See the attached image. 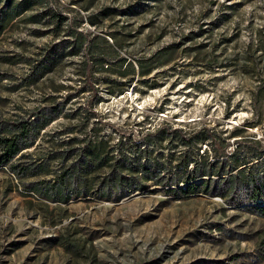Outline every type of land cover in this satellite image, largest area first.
Listing matches in <instances>:
<instances>
[{
	"label": "rangeland",
	"instance_id": "1",
	"mask_svg": "<svg viewBox=\"0 0 264 264\" xmlns=\"http://www.w3.org/2000/svg\"><path fill=\"white\" fill-rule=\"evenodd\" d=\"M46 1L2 21L0 0V126L58 115L12 168L0 167V264H264V185L254 188L264 182L263 155L254 149L255 141L264 148V86L256 89L264 80V0ZM45 8L65 16L57 31L50 12L29 19ZM76 20L89 44L110 52L106 64L116 56L134 63L157 50L169 57L139 81L91 67L86 83L96 82L97 98L79 87L81 54L30 83L45 50ZM163 122L205 126L221 137L249 123L237 147L226 139L231 155L217 158V172L196 180L215 181L223 196L174 195L166 180L142 176L128 183L122 156L163 178L184 155L216 160L174 134L141 146L140 133ZM69 168L81 175L72 184ZM58 190L69 193L66 201Z\"/></svg>",
	"mask_w": 264,
	"mask_h": 264
},
{
	"label": "trees",
	"instance_id": "2",
	"mask_svg": "<svg viewBox=\"0 0 264 264\" xmlns=\"http://www.w3.org/2000/svg\"><path fill=\"white\" fill-rule=\"evenodd\" d=\"M54 2V4L58 5L57 0H50ZM46 0H17L12 3V0H5L4 8L2 11L1 20H8L12 17H15L21 14L26 9L32 7L34 4H45ZM46 12H50V16L53 23V28L57 31L60 25L65 21V16L57 10L54 9H44L43 12L35 13L29 16V19L33 21H40L39 16L43 15ZM79 21L76 20L74 23H69L65 26L66 35L63 38L56 39L55 42L51 44V46L45 50V53L42 56L43 61H39L40 64L32 71L31 77L29 79L30 83H35L42 75L53 70L56 67L57 63L66 57H72L81 54L80 67L83 71L82 75V85L79 86L81 89L87 87L90 90L92 96L97 98V86L96 82L89 83L86 81L89 80L90 68H94L95 72H113L118 77H124L129 75L127 80L128 82L133 79L135 76L136 81L142 79V77L148 75L152 69L163 64L165 60L168 59L169 53L165 50H157L152 53L148 57H138L134 63L129 62L124 57L116 56L115 64H106L109 61L110 52L104 51L100 46H95L94 44H89L90 40L86 35V32H83L79 28ZM86 21L90 25H94V20H92L89 16H87ZM4 22L0 21V29L2 28ZM58 35V32L55 33ZM102 41L105 42L103 38ZM163 51L165 53L163 54ZM112 62V63H114ZM264 86V80L259 81V87ZM57 90V89H56ZM83 91V90H81ZM252 111L255 113V100L254 96H252ZM58 117L56 112L48 111L43 116H41L40 120L36 122H19L18 124L11 123L10 125H1L0 126V167L5 165H10L12 168V161L18 159L19 157L24 155V150L31 147L34 144V140L36 138L37 133L40 129L45 127L50 122L54 121ZM243 127H249L248 122H244ZM243 127H233L228 133L221 137L217 132L206 128L205 126H199L195 128H187L182 129L181 127L173 128L168 125L166 122L161 123L156 128L152 130H145L140 134L143 136L142 142L140 145L143 147H148L150 143L154 140L153 137H157L158 140H163L168 137L169 134H174V136L178 137L179 144L189 148L196 144L203 145L206 148V151H211L216 160L208 161L207 154H196L192 155H184L180 159V164L175 169H170L167 171L166 177L163 178L160 172L151 171L148 167L149 164L145 162V166L142 167L144 170L142 171L139 167V160H135L133 164H129L126 162L125 157L120 158V163L122 167L129 168L128 172L131 173L128 177V183L132 186L139 182L140 176L144 177V179H154L159 183H169L166 186L170 193L174 195L180 194L181 196L188 197L192 194L202 193L205 195H212L216 193L218 195L223 196L224 193L222 190L218 189L214 183L209 185L210 181H202L197 182L196 180L203 176H210L212 173H216L218 167L216 168V161L218 157L222 159L228 158L231 154L227 155L225 153L226 147L229 145L226 139H233L238 146L239 140L244 139L243 135L244 128ZM151 138V139H150ZM121 137H118L117 141L121 143ZM254 149L257 150L256 157H261L263 155L264 159V148L259 146L257 141L254 142ZM209 147V148H208ZM91 149V148H90ZM90 149L86 146L82 157L87 159L89 156ZM203 150H200L202 153ZM96 161L103 162V158L95 154ZM233 168L237 169L240 165L236 158H233ZM119 162V161H118ZM191 166L189 170H187V166ZM156 166V165H155ZM82 167H87L86 163L83 161ZM238 175L242 173L240 169L236 170ZM81 178V175L78 173V170L75 168H69L66 172L65 181L70 184L75 183L76 180ZM236 181V177L233 179ZM113 182H118L119 184L122 182L121 177H115L112 180ZM127 181V180H126ZM115 182V183H116ZM106 185H109V180L104 182ZM258 183L259 185H264V182H257L254 185V188L257 189ZM181 184V185H180ZM167 185V184H165ZM211 186V187H210ZM137 187V186H136ZM140 188L144 186H138ZM59 188V186H57ZM215 189V192L213 191ZM108 193V192H107ZM58 197L62 201H66L69 197V193H61L59 190L57 191ZM106 194V193H105ZM108 198L109 195L106 194ZM253 196L252 199H256Z\"/></svg>",
	"mask_w": 264,
	"mask_h": 264
}]
</instances>
